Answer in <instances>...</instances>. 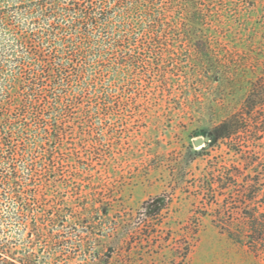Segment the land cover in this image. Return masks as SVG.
<instances>
[{"label":"rangeland","instance_id":"1","mask_svg":"<svg viewBox=\"0 0 264 264\" xmlns=\"http://www.w3.org/2000/svg\"><path fill=\"white\" fill-rule=\"evenodd\" d=\"M187 2L158 0L155 12L165 25L155 33L143 30L135 12L122 36L102 44L100 64L81 77L75 66L64 85L48 82L44 91L67 94L61 100L46 98L31 107L23 95L13 115L30 128L11 132L16 156L10 167L18 171L17 189L28 187L22 195L34 212L19 211L21 197H0V242L8 249L18 255L29 251L45 264L83 263L90 254L74 252L73 245L91 244L79 222L82 205L95 204L110 212L109 220L95 218L102 228L98 237L109 251H117L119 264H264L262 254L233 242L214 225L201 189L206 171L233 153L226 146L194 143L197 137L209 139L216 123L240 110L251 83L264 76V0H198L203 38L183 35L189 25ZM26 19H17L21 30ZM75 40L79 47L92 41ZM203 42L214 50L215 72L198 64L196 45ZM28 45L41 49L46 69L56 67L61 44L52 50L37 35ZM133 57L138 67H119L121 58ZM41 95L31 91L32 98ZM0 131L11 126L2 121ZM260 135L257 142L244 135L241 148L264 159ZM36 141L42 145L35 146ZM10 167L0 163L4 172ZM34 216L44 222L37 241L29 232Z\"/></svg>","mask_w":264,"mask_h":264},{"label":"trees","instance_id":"2","mask_svg":"<svg viewBox=\"0 0 264 264\" xmlns=\"http://www.w3.org/2000/svg\"><path fill=\"white\" fill-rule=\"evenodd\" d=\"M157 1L0 0V122L4 121L11 126V131H5L4 134L0 131V147L4 149L3 153H0V163L10 167L16 156L11 132L17 130L23 133L25 129L30 128L27 120L13 115L14 109L22 106L23 95H27L26 101L31 107L46 98L61 100L67 94L50 96L48 91H44L48 82L55 87L64 85V82L74 74L75 66H78L77 75L81 77L93 66L100 64L105 52L102 44L113 40L116 34L122 36L124 31L122 27L128 24L127 20L134 17L135 12L141 14L138 23L144 31L155 33L158 26L164 27L165 21L159 18L161 13L155 12ZM197 3L198 0L187 2L190 8L189 25L183 29V35L203 38L206 31L201 22L203 15L198 11ZM21 16L27 18L25 30H21L17 25V19ZM115 17H119L117 22L114 21ZM37 35L43 43H46L45 46H49L52 50L56 43L63 47L60 54L56 55L55 60L59 59L56 61V67L50 65L46 69L49 63L45 64L41 58L39 53L41 49L34 51L29 47L30 39ZM82 37L92 41L87 42L86 47H79L75 39L79 38L80 41ZM66 47L68 49H65ZM196 50L201 57L198 61L200 68L209 66L211 72H215L217 67L213 58V48L203 42L196 45ZM84 58H88L89 63L83 64ZM76 59H81L82 63ZM118 64L119 67L139 66L135 57L130 60L121 58ZM92 86L97 87V84ZM35 89L42 91L44 95L32 98L31 91ZM5 106H10V113L6 115L2 114ZM262 110H264V76L251 83L241 109L220 120L211 129V137L206 140L205 145L221 148L226 146L233 153V158L224 159L222 156L223 159L217 161L213 168H209L202 177L201 189L212 208L214 225L233 242L264 256V173L262 171L264 166L260 167L264 159H261L258 153L247 154L241 148L244 144L242 141L244 135L250 136L252 141L257 142L261 138L260 134L264 133V117L259 116ZM35 118L41 121L38 116ZM37 138H41L40 132L36 134ZM41 145V142L36 141L35 146ZM198 153L200 151H195V154ZM19 185V175L15 167H10L7 172L0 169V197L9 195L16 199L21 197L18 203L19 211L32 214L34 209L30 203L24 201L25 197L22 195L24 192L28 193V187H24L25 191H22L17 189ZM82 207L85 215L80 219L79 224L92 240L89 245L87 241L73 245L74 252L83 249L85 254H90V258H86L81 264H119L114 261L117 251H109V247L101 243L98 237L102 228L98 226V220L95 218L100 215L98 218L104 217L109 220L110 212L101 208L98 210L95 204H84ZM95 209L98 210L96 213ZM88 217L92 220L87 219ZM31 218L29 232L34 235V241L41 240L44 222L37 216ZM55 236L57 235L54 234ZM64 242H67L66 239L60 240L61 244ZM186 256L187 252L183 257ZM0 264L45 263H40L39 259L29 251L18 255L16 251L8 249L3 242H0Z\"/></svg>","mask_w":264,"mask_h":264},{"label":"water","instance_id":"3","mask_svg":"<svg viewBox=\"0 0 264 264\" xmlns=\"http://www.w3.org/2000/svg\"><path fill=\"white\" fill-rule=\"evenodd\" d=\"M207 140V138H204V137H197L195 140H194V143L196 145H202L205 143V141Z\"/></svg>","mask_w":264,"mask_h":264}]
</instances>
